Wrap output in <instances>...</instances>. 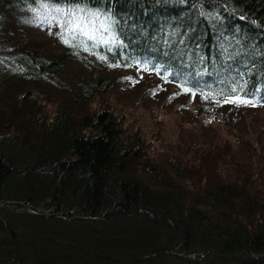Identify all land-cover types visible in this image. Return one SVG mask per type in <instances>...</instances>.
<instances>
[{
  "label": "trees",
  "instance_id": "1",
  "mask_svg": "<svg viewBox=\"0 0 264 264\" xmlns=\"http://www.w3.org/2000/svg\"><path fill=\"white\" fill-rule=\"evenodd\" d=\"M53 23L59 53L33 34ZM132 64L205 123L262 107L264 0H0V264H264L263 151L144 132L118 108Z\"/></svg>",
  "mask_w": 264,
  "mask_h": 264
},
{
  "label": "rangeland",
  "instance_id": "2",
  "mask_svg": "<svg viewBox=\"0 0 264 264\" xmlns=\"http://www.w3.org/2000/svg\"><path fill=\"white\" fill-rule=\"evenodd\" d=\"M58 27L59 24L53 23L52 27L35 29L33 33L54 53L62 52L68 46L64 43L63 36L57 33ZM93 60L92 57H87L85 60H74L65 75L77 73L84 75L87 69L85 64H91L93 67L98 64L99 61H94L93 65ZM103 68L108 72L106 66ZM119 71L123 76L128 75L129 77L118 81L121 84L119 91L122 96L118 108L124 110L129 120H134L144 132L148 133L154 128H160L161 135L171 141H175L180 134L186 136L188 140L197 141L206 138L207 135H214L216 128L217 132L230 133L234 137L239 146L236 152L238 158L245 159L252 154L248 150L252 146L248 143L251 139L263 151L261 158H256L264 159V128L260 130L262 121L259 118L260 115L264 118V106L249 109L244 107L234 109L237 110L234 111L229 107H235L231 105L225 107L220 103L212 109L215 113L214 117L209 115L205 123L200 118L208 113L195 116V112L192 111L195 100L176 86L163 82L156 72L150 73L137 64H132L128 69H119ZM152 87L154 88L151 90ZM168 96L170 98L166 99ZM218 120L220 123L217 122Z\"/></svg>",
  "mask_w": 264,
  "mask_h": 264
},
{
  "label": "snow or ice",
  "instance_id": "3",
  "mask_svg": "<svg viewBox=\"0 0 264 264\" xmlns=\"http://www.w3.org/2000/svg\"><path fill=\"white\" fill-rule=\"evenodd\" d=\"M226 102H234V101H226ZM240 103H246V104H250L251 101H248V100H241L239 101Z\"/></svg>",
  "mask_w": 264,
  "mask_h": 264
}]
</instances>
